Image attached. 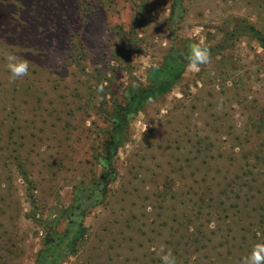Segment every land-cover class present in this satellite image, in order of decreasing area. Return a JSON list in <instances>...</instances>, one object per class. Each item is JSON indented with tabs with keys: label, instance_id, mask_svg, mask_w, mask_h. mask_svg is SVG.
I'll list each match as a JSON object with an SVG mask.
<instances>
[{
	"label": "rangeland",
	"instance_id": "1",
	"mask_svg": "<svg viewBox=\"0 0 264 264\" xmlns=\"http://www.w3.org/2000/svg\"><path fill=\"white\" fill-rule=\"evenodd\" d=\"M174 1L0 0V264H35L78 194L83 235L56 264H245L264 243V48L231 37L264 35V0ZM197 44L209 62L130 118L108 171L129 88Z\"/></svg>",
	"mask_w": 264,
	"mask_h": 264
},
{
	"label": "trees",
	"instance_id": "2",
	"mask_svg": "<svg viewBox=\"0 0 264 264\" xmlns=\"http://www.w3.org/2000/svg\"><path fill=\"white\" fill-rule=\"evenodd\" d=\"M180 2H182V0L174 1L173 10ZM242 36H251L260 43L262 48H264V35L254 26L241 22L231 33V37H235V39ZM187 65L189 64L185 57L171 50L161 67H155L149 71L148 79L150 84L148 87L142 88L133 85L129 88L127 102L124 106H120V111L114 120L111 130L106 133L102 146V154L98 158L108 171L111 173L114 172V164L118 150L127 141L130 118L141 111L146 103L152 102L171 92L174 86L181 81ZM107 179L108 178H106V181ZM253 181L258 182L256 178ZM250 187L251 189H255L253 185ZM78 195L75 204L63 211L65 217L69 221L67 228L62 233L48 230L47 236L44 238V248L38 253L35 264H56L62 258L76 251V245L81 239L84 231L83 222L87 208L86 205L93 197H90L89 201H86L83 200L80 194ZM92 195L98 199L102 194L94 192ZM253 198H255V196L248 198L245 208L246 211L251 210V206L254 208L255 203H253ZM97 201L98 200H96V202ZM240 211L242 210L240 209Z\"/></svg>",
	"mask_w": 264,
	"mask_h": 264
},
{
	"label": "clouds",
	"instance_id": "3",
	"mask_svg": "<svg viewBox=\"0 0 264 264\" xmlns=\"http://www.w3.org/2000/svg\"><path fill=\"white\" fill-rule=\"evenodd\" d=\"M210 53L207 48L201 47L199 44L190 48V55L188 57V64L190 67L197 69L201 64L209 62ZM8 68L13 78L22 77L28 72V65L23 61H18L15 57H8ZM162 264H176V259L171 251L165 252L163 248L160 250ZM245 264H264V243H257L254 245L250 255L246 258Z\"/></svg>",
	"mask_w": 264,
	"mask_h": 264
}]
</instances>
